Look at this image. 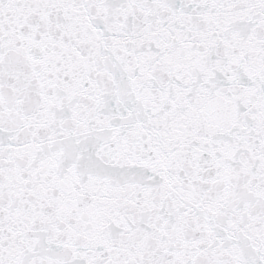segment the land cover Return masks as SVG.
Returning a JSON list of instances; mask_svg holds the SVG:
<instances>
[{"label":"snow or ice","instance_id":"snow-or-ice-1","mask_svg":"<svg viewBox=\"0 0 264 264\" xmlns=\"http://www.w3.org/2000/svg\"><path fill=\"white\" fill-rule=\"evenodd\" d=\"M0 264H264V0H0Z\"/></svg>","mask_w":264,"mask_h":264}]
</instances>
